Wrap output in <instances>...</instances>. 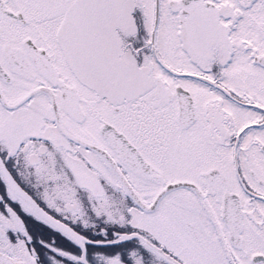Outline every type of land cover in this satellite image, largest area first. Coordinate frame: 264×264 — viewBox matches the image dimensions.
Returning <instances> with one entry per match:
<instances>
[{
  "label": "snow or ice",
  "instance_id": "obj_1",
  "mask_svg": "<svg viewBox=\"0 0 264 264\" xmlns=\"http://www.w3.org/2000/svg\"><path fill=\"white\" fill-rule=\"evenodd\" d=\"M0 264H264V0H0Z\"/></svg>",
  "mask_w": 264,
  "mask_h": 264
}]
</instances>
